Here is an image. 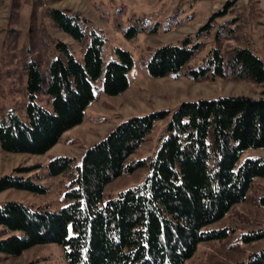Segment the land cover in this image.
<instances>
[{"label": "trees", "instance_id": "1", "mask_svg": "<svg viewBox=\"0 0 264 264\" xmlns=\"http://www.w3.org/2000/svg\"><path fill=\"white\" fill-rule=\"evenodd\" d=\"M46 17L57 31L84 43L83 53L77 61L57 42L44 71L32 61L24 66V114L19 118L10 110L0 120L4 154H46L63 132L82 122L94 98L91 84L99 79L104 96L114 98L127 89L125 74L132 67L128 52L114 48L103 59L104 36L87 30L79 13L48 9ZM136 34L132 26L125 37ZM194 37L154 49L144 61L146 75L154 80L177 77L198 52ZM218 51H210L188 77L194 82L206 76L244 79L262 87L258 98L198 99L181 102L170 113L131 116L84 150L73 167L71 159H50L48 176L71 171L63 206L50 212L13 201L0 203V254L16 257L31 247L53 244L61 248L63 264H183L198 244L222 237L225 230L207 226L245 200L253 179H264V158L238 162L243 151L264 149V67L247 48L231 51L225 60ZM38 96L46 97L45 109L35 103ZM161 121L163 133L146 165L128 163ZM144 166V180L101 203L105 185ZM6 190L43 193L29 179L14 176L0 177V192ZM260 204L264 207V198ZM260 238L264 229L242 240ZM238 264H264V248Z\"/></svg>", "mask_w": 264, "mask_h": 264}, {"label": "rangeland", "instance_id": "2", "mask_svg": "<svg viewBox=\"0 0 264 264\" xmlns=\"http://www.w3.org/2000/svg\"><path fill=\"white\" fill-rule=\"evenodd\" d=\"M48 9L79 13L87 22V30L94 29L104 36L103 59L108 58L114 48L129 53L132 67L125 74L127 89L111 98L99 92L101 79L91 84L94 98L82 113V122L63 132L44 155L0 152V177L29 179L43 191L32 195L6 190L0 192V203L13 201L32 209L42 207L55 212L63 206L61 198L71 179V171L48 176L50 159H71L73 167L84 150L131 116L157 110L170 113L181 102L221 96L254 100L262 91L260 85L230 77L222 80L206 76L194 82L187 72L203 65L213 49L219 50L225 60L231 51L247 48L264 67V0H0V120L10 110L19 118L24 114V66L29 61L44 71L48 60L55 56L52 47L57 42L65 44L77 61L83 53L84 43H75L50 23L46 17ZM132 26H136V36L125 37ZM199 28L202 31L197 35ZM187 36H195L193 40L200 46L177 77L154 80L146 75L144 61L148 54L158 46L176 44ZM45 99L38 96L35 103L45 109ZM164 123L161 121L151 127L128 163L141 161L146 165L158 147ZM240 156L239 163L246 158H264V149L243 151ZM145 177L144 166L131 175L111 181L103 189L101 203L132 188ZM244 198L206 228L225 230L224 235L216 241L198 244L191 259L183 264L244 263L251 254L264 248V238L246 243L242 240L243 236L258 234L264 229V207L259 205L264 198V179H253ZM62 253L61 248L53 244L37 245L16 257L6 258L0 254V264H63Z\"/></svg>", "mask_w": 264, "mask_h": 264}]
</instances>
